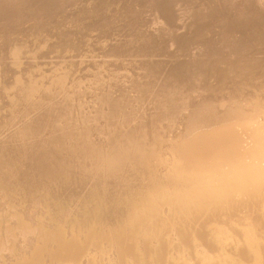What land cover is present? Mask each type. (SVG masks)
I'll use <instances>...</instances> for the list:
<instances>
[{"label": "bare ground", "instance_id": "bare-ground-1", "mask_svg": "<svg viewBox=\"0 0 264 264\" xmlns=\"http://www.w3.org/2000/svg\"><path fill=\"white\" fill-rule=\"evenodd\" d=\"M0 264H264V0H0Z\"/></svg>", "mask_w": 264, "mask_h": 264}]
</instances>
